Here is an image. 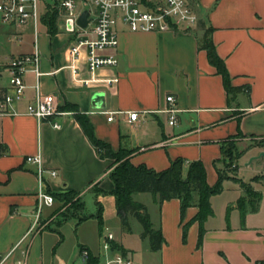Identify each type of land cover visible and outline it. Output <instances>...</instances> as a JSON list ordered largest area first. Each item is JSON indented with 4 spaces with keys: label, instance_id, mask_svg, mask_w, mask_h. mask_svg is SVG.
<instances>
[{
    "label": "crops",
    "instance_id": "0c3cea01",
    "mask_svg": "<svg viewBox=\"0 0 264 264\" xmlns=\"http://www.w3.org/2000/svg\"><path fill=\"white\" fill-rule=\"evenodd\" d=\"M196 3L198 22L187 31L133 33L117 23L118 45L106 52L116 57L117 65L98 69L95 81L88 83L84 81L91 76L83 52L77 74L67 67L72 36L58 24L51 35L41 22L35 35L31 25L16 29L0 21V95L8 88L11 59L32 53L36 45L42 73L39 93L54 96L58 109L67 113L54 118L59 129L25 114L36 94L31 72L24 75V98L8 107L12 114L0 113V256L9 254L2 264H87L81 258L83 249L101 262L106 233L112 234L111 242L126 253L123 256L131 264L264 262V0ZM207 27L212 29L215 51L225 64L230 85L237 90L232 99L199 47ZM114 78L117 82L108 81ZM96 94L102 95L99 101L94 100ZM167 96L175 99L178 110L174 126L168 125L162 113L168 106ZM66 106L85 115L96 138L113 152H130L133 166L160 172L171 161L182 159L186 172L189 163L199 161L210 187L223 170L221 144L235 140L242 155L235 175L227 176L250 185L259 195L255 210L250 201L239 205L243 190L237 182L224 180L221 193L209 199L213 214L202 224L198 245L195 205L181 218L178 199L158 203L157 196L134 194L133 201L145 206L152 228L163 238L161 249L151 251L148 240L140 238L143 229L135 218L128 219L130 232L122 228L110 195L113 161L99 158L74 114L63 110ZM133 112L138 117L132 122L128 114ZM110 114L112 120L107 121ZM36 154L44 168L57 172L55 178L45 176L46 191L76 192L86 216L94 215L99 203L101 222L94 217L77 222L73 217L57 226L63 207L56 199L50 207L39 209L35 167L25 163V157ZM87 197L94 205L88 214ZM185 224L188 230L183 240Z\"/></svg>",
    "mask_w": 264,
    "mask_h": 264
},
{
    "label": "built area",
    "instance_id": "2783aa9c",
    "mask_svg": "<svg viewBox=\"0 0 264 264\" xmlns=\"http://www.w3.org/2000/svg\"><path fill=\"white\" fill-rule=\"evenodd\" d=\"M196 0H59L56 7L58 17L56 24L72 36L69 46L68 68L73 74H77L76 64L81 52L85 54V67L91 78L85 83L94 82V73L101 68H112L117 65V59L108 50L116 49L118 45L115 26L121 23L129 32L133 33H166L187 31L194 28L198 22L196 14ZM83 11L88 12V24L81 28L77 25V19ZM47 13V5L44 0H0L1 23L21 29L31 25L36 35V28L42 22V17ZM68 23L71 28L68 29ZM18 34L17 37H19ZM19 39V38H17ZM8 88L0 95V113L12 114L8 107L12 103L20 102L25 95L27 86L24 75L28 72L34 74L36 83L34 99L26 105L25 114L38 121L48 123L54 129H59L60 124L54 121L55 117H61L67 113L57 107L55 97L52 95L41 96L39 93V53L36 45L30 54L16 56L8 65ZM117 82V79H110ZM168 103L162 113L168 118V125L176 124L178 110L175 108V99L166 97ZM138 114H128L129 121H136ZM112 120V114L107 121ZM25 163L35 167V174L39 185L38 207H50L54 198L45 189V176L55 178V170L42 166L39 154L25 157ZM113 236L106 233L101 245L102 259L99 264H131V261L118 251L111 250ZM83 261H88L89 252L86 249L80 251ZM8 255L0 256L2 264ZM17 264H23L18 262Z\"/></svg>",
    "mask_w": 264,
    "mask_h": 264
},
{
    "label": "trees",
    "instance_id": "16d2710c",
    "mask_svg": "<svg viewBox=\"0 0 264 264\" xmlns=\"http://www.w3.org/2000/svg\"><path fill=\"white\" fill-rule=\"evenodd\" d=\"M58 17V9L47 6V13L42 17L43 24L47 27L49 34L54 35L57 32L56 19ZM211 27L204 29V33L199 43L200 49L207 54L209 63L216 69L217 74L222 78L225 91L230 99L234 98L237 90L230 85V77L226 70L222 59L217 55L215 47L211 38ZM65 111L74 114L77 123L79 124L85 137L95 149L97 155L101 159H111L112 170L109 173V178L114 184V189L110 192L115 201V210L120 219L122 228L126 232H130L128 219L135 218L142 226V233L140 238L147 239L150 250L155 252L161 249L163 238L159 230H154L149 220L147 210L144 205L133 201L132 195L139 193H148L152 196H157L158 203L165 200L178 199L180 202L181 218L187 208L195 205L198 212L194 218L200 225L198 245L201 243L203 229L202 224L205 219L213 214L210 207L209 199L222 191V182L226 179H231L239 184L246 195H252L256 198L251 201L253 204L252 210H255V203L259 195L255 193L250 185H247L236 178H229L227 176L228 169L233 167L232 171L237 170L236 162L242 155V152L237 151L236 143L229 139L221 144V162L224 169L218 171V180L212 187L208 186L205 179V170L201 162L194 161L188 164L186 172H184V162L182 159H175L170 162L169 167L160 172H156L147 168L145 165L133 166L129 161L130 152L120 150L113 152L110 145L97 139L93 127L89 119L77 112L76 107L66 106ZM226 173V174H225ZM254 180V179H253ZM256 180V179H255ZM54 199L62 203L63 211L59 214L57 219V226H60L68 219L76 217L77 222H82L88 218L94 217L99 222L102 221V206L96 204V212L94 215H83L84 205L80 199L77 198L76 192H67L64 194H55L47 190ZM102 193V191L97 190ZM195 196L197 197L195 200ZM239 205L245 203L244 199H239ZM244 213L241 214L243 220ZM188 224L182 227V237L185 240L187 236ZM111 250L118 251L122 255L126 254L120 247L111 242ZM97 258L89 255L87 264H99ZM264 264V262L260 263Z\"/></svg>",
    "mask_w": 264,
    "mask_h": 264
},
{
    "label": "rangeland",
    "instance_id": "374dc122",
    "mask_svg": "<svg viewBox=\"0 0 264 264\" xmlns=\"http://www.w3.org/2000/svg\"><path fill=\"white\" fill-rule=\"evenodd\" d=\"M44 2H45V4H47V6L48 5H50V7H57L58 6V4H59V0H44ZM39 30V32L42 30V28H39L38 29ZM41 33V32H40ZM31 36H29V35H27V39L29 40V38H30ZM235 142V140H232V142ZM237 147V146H236ZM237 151L238 152H241V150L239 149V147H237ZM261 154V153H260ZM259 154V155H260ZM223 169H224V165H223ZM232 169H233V167H230V169H228V172H226V173H229V174H231V175H235V173L232 171ZM223 171V170H222ZM225 173V174H226ZM261 179V178H260ZM260 179H256L257 181L258 180H260ZM251 187V186H250ZM243 190V189H242ZM256 193V192H255ZM242 199H244V201L245 202H247V201H255L256 200V198L254 197V196H252V195H246V193L243 191V197H242ZM85 202H86V209H85V213L86 214H88L90 211H92V210H94V205L93 204H91V200H90V198H88L87 197V199L85 200ZM109 221L108 222H110L112 219L109 217V219H108ZM67 234V236H68V232L66 233Z\"/></svg>",
    "mask_w": 264,
    "mask_h": 264
},
{
    "label": "water",
    "instance_id": "95a60500",
    "mask_svg": "<svg viewBox=\"0 0 264 264\" xmlns=\"http://www.w3.org/2000/svg\"><path fill=\"white\" fill-rule=\"evenodd\" d=\"M88 18V12L87 11H83L81 14H80V16L78 17V19H77V25L79 26V27H81V28H84V27H86L87 26V24H88V22H89V20L87 19ZM71 28V23H68V29H70ZM101 97H102V95H100V94H96L95 96H94V100L95 101H99L100 99H101ZM94 101V102H95ZM94 104H97L96 102L94 103ZM101 105H99V107H100ZM95 107H98V105H95Z\"/></svg>",
    "mask_w": 264,
    "mask_h": 264
}]
</instances>
